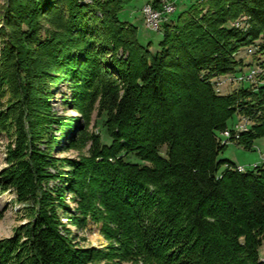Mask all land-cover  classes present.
Masks as SVG:
<instances>
[{
	"label": "trees",
	"instance_id": "trees-1",
	"mask_svg": "<svg viewBox=\"0 0 264 264\" xmlns=\"http://www.w3.org/2000/svg\"><path fill=\"white\" fill-rule=\"evenodd\" d=\"M125 1L7 0L6 19L22 23L29 46L22 53L26 66L5 70L0 93L11 101L22 95L23 113L14 115L16 106L0 108V131L13 126L21 140L30 133L36 169L22 163L39 177L47 155L33 145L45 137L35 130H52L56 123L57 139L64 134L70 121L55 116L48 101L67 81L77 107L98 101L104 114L110 143L92 133L90 157L74 171L87 172L83 189L97 184L106 211L92 215H101V230L118 240L123 253L141 264H264L258 254L264 166L240 171L218 159L226 147L220 135L232 129L235 117L252 122L226 139L249 149L264 137V84L220 93L214 80L235 72L241 65L235 54L257 40L264 58V0H197L163 22L154 52L139 42L134 25L119 18ZM240 15L249 18L246 29L228 25ZM15 148L16 156L18 143ZM131 154L147 163L128 161ZM88 194L82 190L81 197ZM52 217L35 219V264H87L59 236ZM7 258L0 246V264Z\"/></svg>",
	"mask_w": 264,
	"mask_h": 264
},
{
	"label": "rangeland",
	"instance_id": "rangeland-1",
	"mask_svg": "<svg viewBox=\"0 0 264 264\" xmlns=\"http://www.w3.org/2000/svg\"><path fill=\"white\" fill-rule=\"evenodd\" d=\"M195 1L197 0H126L118 16L122 21L134 25L137 28L139 42L154 52L163 34V22L175 19L182 10ZM82 2L89 4L92 0H82ZM167 3L172 9L165 13ZM6 5L7 0H0V93L2 94L6 90L5 70L17 71L18 68L25 67L22 53L29 46L20 31L22 23L19 21L20 26L14 25L6 19ZM147 6L162 13L157 29L148 27L144 12ZM96 14L100 16L99 12ZM19 22L17 23L20 24ZM228 25L244 30L249 25V18L247 15H240ZM258 43L259 40L241 48L235 54V58L241 61L240 67L233 73L217 76L214 79L216 90L226 93L239 86L249 85L255 88L259 84H264V58L259 51ZM252 72L254 74L244 81L239 79L240 76H247ZM33 91L34 94H40L37 89ZM21 96L12 101L7 95L3 96L0 99V108H7L6 111H10L16 106L13 113L18 117L24 109ZM86 102L87 109L77 107L65 80L60 81L53 88L48 103L55 116L64 120L69 119L70 124L58 139L56 136L60 131L56 123L52 126L54 128L52 130L46 126L35 130L41 131L45 137L34 141L33 145L47 155L43 164L39 165L41 168L39 177L30 172L32 168L28 169L22 163L27 161L29 165L35 167L33 169H36L34 165L36 159L30 158L31 140L28 136L30 133L27 132V137L21 140L18 136L15 138L13 126L8 127V129L12 128L10 130L0 131V246L6 248L8 258L5 264H35L32 239L36 230L34 222L38 214L54 216L51 222L55 225L59 236L64 239L68 247L81 254L87 264H141L140 261H133L123 253L124 250L119 247L117 239L109 237L108 233L101 230L102 219L97 212L105 213L106 210L97 194V184L87 182L83 189L81 184L87 179V172L74 171L78 162L90 157L88 139L92 133L97 134L102 143L108 144L111 141L103 125L104 114L99 115L98 101L93 104ZM231 122L232 120L230 124ZM251 122L244 116L235 117L231 125V130L236 133L235 138L240 132L247 130ZM51 135L56 137L53 145L49 142ZM220 137L226 142V147L218 154V159L230 160L238 170L244 168L243 171L255 165L264 166V137L256 138L249 149H244L222 134ZM17 143L20 152L15 156L12 150L16 151ZM164 151L165 146H162L160 152L163 154ZM126 158L130 162L147 163L132 154ZM83 162L87 163V161ZM223 168L224 165L220 170ZM82 190L89 193L86 198L81 197ZM95 210H97L96 214L92 215ZM111 226L115 228L113 224ZM258 254L264 259V238L258 248Z\"/></svg>",
	"mask_w": 264,
	"mask_h": 264
},
{
	"label": "built area",
	"instance_id": "built-area-1",
	"mask_svg": "<svg viewBox=\"0 0 264 264\" xmlns=\"http://www.w3.org/2000/svg\"><path fill=\"white\" fill-rule=\"evenodd\" d=\"M172 9L171 5L167 3V5L165 6V13L170 12ZM145 12V16L147 17V23H148V27L149 28H157L158 25H160V21L162 18V13L158 12V10H152L149 6H147L144 9ZM255 73V71H254ZM253 72L251 74H248L247 76H240L239 79L244 81L245 78L250 77L252 74H254ZM232 130L226 129L224 132H222V135H224L226 138H228L231 135ZM241 167V166H238ZM253 167V166H251ZM244 169V168H242Z\"/></svg>",
	"mask_w": 264,
	"mask_h": 264
},
{
	"label": "bare ground",
	"instance_id": "bare-ground-1",
	"mask_svg": "<svg viewBox=\"0 0 264 264\" xmlns=\"http://www.w3.org/2000/svg\"><path fill=\"white\" fill-rule=\"evenodd\" d=\"M146 18H147V17H146ZM146 20H147V19H146ZM158 26H159V25H158ZM157 28H158V27H157ZM157 28H155V29H157ZM247 78H248V77H247ZM239 170H240V171H243L241 168H239Z\"/></svg>",
	"mask_w": 264,
	"mask_h": 264
}]
</instances>
